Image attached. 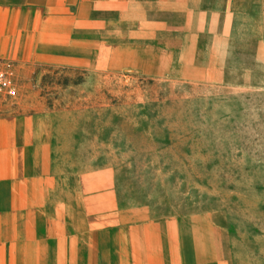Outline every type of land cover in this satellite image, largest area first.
Returning a JSON list of instances; mask_svg holds the SVG:
<instances>
[{
	"label": "crops",
	"instance_id": "1",
	"mask_svg": "<svg viewBox=\"0 0 264 264\" xmlns=\"http://www.w3.org/2000/svg\"><path fill=\"white\" fill-rule=\"evenodd\" d=\"M231 14L225 0H0V59L220 78ZM40 127L0 116V264H228L212 233L123 202L112 167L59 165Z\"/></svg>",
	"mask_w": 264,
	"mask_h": 264
},
{
	"label": "rangeland",
	"instance_id": "2",
	"mask_svg": "<svg viewBox=\"0 0 264 264\" xmlns=\"http://www.w3.org/2000/svg\"><path fill=\"white\" fill-rule=\"evenodd\" d=\"M225 1L220 78L213 64L202 79L178 64L150 76L7 60L17 95L0 116L35 119L59 165L112 167L123 202L212 233L228 264H264V0Z\"/></svg>",
	"mask_w": 264,
	"mask_h": 264
},
{
	"label": "built area",
	"instance_id": "3",
	"mask_svg": "<svg viewBox=\"0 0 264 264\" xmlns=\"http://www.w3.org/2000/svg\"><path fill=\"white\" fill-rule=\"evenodd\" d=\"M11 68L10 62L0 59V106L17 95Z\"/></svg>",
	"mask_w": 264,
	"mask_h": 264
}]
</instances>
